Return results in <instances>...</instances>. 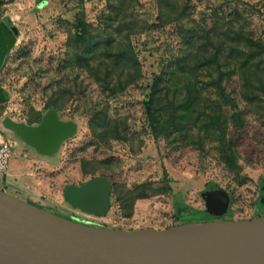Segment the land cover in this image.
Wrapping results in <instances>:
<instances>
[{"label": "rangeland", "instance_id": "374dc122", "mask_svg": "<svg viewBox=\"0 0 264 264\" xmlns=\"http://www.w3.org/2000/svg\"><path fill=\"white\" fill-rule=\"evenodd\" d=\"M112 1L116 0H0V19L12 22L19 30L0 67V86L6 96V100L0 102V122L8 115L27 123L38 113L43 115L46 103L54 96L63 104L59 118L78 124L77 133L48 157L16 139L0 124L1 136L16 142V153L10 158V165L13 159L21 160L22 150L41 161L50 160V167L43 168L32 162L30 155H25L31 163L28 171L33 172L37 180L36 190L30 187L36 198L29 195L26 187L21 191L6 186L7 190L50 212L104 228L160 230L186 222L263 216L264 109L249 111L240 98L235 75L228 90L234 89L233 95L239 109L244 111L246 124L231 160L221 155L219 141L214 138H204L200 149L188 144L177 132L154 136L143 101L148 99L154 75L167 65L163 63L169 62L172 54L180 56L192 50L193 43L201 42L200 31L215 29L221 33L230 27L243 28L264 41V0H180L187 4L188 10L187 18L181 20V31L173 24L159 29L153 25L158 9L156 0H129L121 16L133 26L130 38L140 61L141 77L123 92L107 96L83 67L74 61L70 63L69 59L74 54L73 40L80 20L101 36L119 38L128 32L120 18L107 24ZM122 27L119 33L117 29ZM197 46L194 44L193 51ZM195 72L196 85L202 87V93L218 98L215 89L206 84L207 71L197 69ZM180 75L183 74L173 77L171 85ZM102 105L107 109L108 118L125 121V140L106 142L95 137L88 128L87 110ZM223 110L229 117L231 108L223 106ZM197 132L194 128V134ZM227 136L232 138L230 124ZM84 162L88 168L94 163L101 166L96 175L109 176L127 187L147 182L154 192L135 202L130 217L121 214L113 199L104 216L83 213L64 200L63 189L91 177L81 170ZM209 183L218 185L229 195L227 210L218 216L206 211L201 196ZM187 209H192L193 214L184 215Z\"/></svg>", "mask_w": 264, "mask_h": 264}, {"label": "trees", "instance_id": "16d2710c", "mask_svg": "<svg viewBox=\"0 0 264 264\" xmlns=\"http://www.w3.org/2000/svg\"><path fill=\"white\" fill-rule=\"evenodd\" d=\"M129 0H116L109 3L110 13L107 24L113 20H122L121 14ZM158 3L156 21L153 25L159 29L166 25H175L183 30L181 20L187 18V4L180 0H156ZM126 24V25H125ZM124 27L128 32L119 38L110 35L94 34L88 23L78 21L73 42L74 54L70 63L77 62L83 67L91 78L107 96H115L123 92L128 86L137 82L141 77L140 61L133 45L130 34L133 26L127 22ZM119 33L122 28L117 29ZM214 31V32H213ZM200 31L199 39L192 44V50L182 55L172 54L158 74L154 75L149 87L148 99L143 101L148 125L151 133L158 136L166 132H177L198 148H203L204 138L217 139L221 155L231 160L235 154V144L241 141L245 130V116L243 109H239L234 89L228 90L232 76L237 77L239 95L248 106L249 111L258 112L264 109L261 101L264 99V41L254 38L253 35L241 29L226 28L221 33ZM194 44L198 45L194 49ZM197 69H205L208 73V86L215 89L218 98L213 99L202 93V87L196 85ZM178 73L180 77L171 85V80ZM192 75L195 78L189 77ZM169 75V77H168ZM207 87V86H206ZM208 88V87H207ZM0 102L6 100L5 93L0 89ZM62 100L54 96L46 103L45 109L54 108L57 113L61 111ZM223 106H229V117ZM87 126L93 135L105 140H125L127 126L122 118H108L107 109L92 106L87 112ZM42 115L38 113L35 119L27 124L39 123ZM229 124L232 138L227 136ZM194 128L198 130L194 134ZM203 130V133H200ZM101 166L94 163L88 168L86 162L82 163L81 170L91 177ZM90 177V178H91ZM89 178V179H90ZM111 182V199H113L121 214L130 217L133 214L135 202L153 194L152 187L147 182L127 187L113 181ZM264 193V190H263ZM187 209L184 215L193 214Z\"/></svg>", "mask_w": 264, "mask_h": 264}, {"label": "water", "instance_id": "95a60500", "mask_svg": "<svg viewBox=\"0 0 264 264\" xmlns=\"http://www.w3.org/2000/svg\"><path fill=\"white\" fill-rule=\"evenodd\" d=\"M0 124L45 157L57 153L78 130L75 121L61 120L54 108L37 124L8 115ZM201 196L214 216L229 206V195L214 183ZM63 197L72 208L104 216L111 206V182L96 175L66 185ZM0 264H264V216L186 222L160 230L104 228L50 212L0 188Z\"/></svg>", "mask_w": 264, "mask_h": 264}, {"label": "crops", "instance_id": "0c3cea01", "mask_svg": "<svg viewBox=\"0 0 264 264\" xmlns=\"http://www.w3.org/2000/svg\"><path fill=\"white\" fill-rule=\"evenodd\" d=\"M15 153H14V155H15ZM26 154H28V156L30 155V158H31L30 160L32 162L41 164L43 166V168H49L50 167V160L49 159H47L46 161H41L38 158H36L34 155H31V153H29L25 150H22L21 151V156H22L21 160H19V159L14 160L13 159V161L11 162L9 174L7 176L0 175V188L8 191L6 186H10L16 190L18 189V190L23 191L24 188H22V187H26L30 191L29 195L33 198H36V193H34L33 191L36 190V187H34V186L37 183V180L35 179V177H33V175H32L33 172L28 171V168H29L28 165H30L31 163H29L28 160L26 159V156H25ZM41 165L37 166L36 168L41 167ZM30 187H33V191L30 190ZM9 193L14 194L12 192H9ZM14 195H16V194H14ZM20 198H22V197H20Z\"/></svg>", "mask_w": 264, "mask_h": 264}, {"label": "flooded vegetation", "instance_id": "af4514ba", "mask_svg": "<svg viewBox=\"0 0 264 264\" xmlns=\"http://www.w3.org/2000/svg\"><path fill=\"white\" fill-rule=\"evenodd\" d=\"M18 34V28L12 22L4 18L0 19V67L3 64L4 58L8 51L14 44ZM0 89H2L1 86ZM262 200L264 199L262 198L261 202Z\"/></svg>", "mask_w": 264, "mask_h": 264}, {"label": "built area", "instance_id": "2783aa9c", "mask_svg": "<svg viewBox=\"0 0 264 264\" xmlns=\"http://www.w3.org/2000/svg\"><path fill=\"white\" fill-rule=\"evenodd\" d=\"M16 142L4 139L0 134V175L7 176L10 171V158L14 153Z\"/></svg>", "mask_w": 264, "mask_h": 264}]
</instances>
